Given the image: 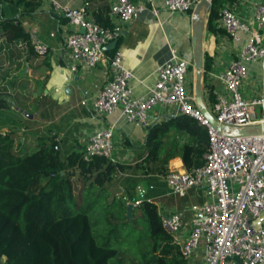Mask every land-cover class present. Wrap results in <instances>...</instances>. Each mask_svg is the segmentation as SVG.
Instances as JSON below:
<instances>
[{
    "label": "trees",
    "instance_id": "obj_1",
    "mask_svg": "<svg viewBox=\"0 0 264 264\" xmlns=\"http://www.w3.org/2000/svg\"><path fill=\"white\" fill-rule=\"evenodd\" d=\"M234 1L210 0L208 30L215 29L220 9ZM39 2L28 0L25 8L32 11ZM107 10L97 8L94 21L110 26ZM26 56L41 55L32 50L17 19L0 9V121L9 111L18 113L11 101L29 110L27 87L15 95L4 87L13 65ZM210 64L204 53L203 86ZM203 94L206 104L213 99L211 92ZM13 133L0 132V264H188L177 241L162 228L156 204L142 199L128 216L122 195L134 198L135 186L146 180L142 177L164 176L175 156L185 170L202 164L207 133L194 117L175 114L147 126L146 155L133 164L99 156L84 160L76 151L61 156L53 136L35 137L29 131L14 141Z\"/></svg>",
    "mask_w": 264,
    "mask_h": 264
},
{
    "label": "built area",
    "instance_id": "obj_2",
    "mask_svg": "<svg viewBox=\"0 0 264 264\" xmlns=\"http://www.w3.org/2000/svg\"><path fill=\"white\" fill-rule=\"evenodd\" d=\"M46 1L51 13L60 14L74 27L62 42L69 57L86 69L103 62L109 66L110 78L87 104L93 114L107 115L119 109L126 120L146 129L150 125L149 108L171 105L174 114H187L205 127L208 140L202 164L190 170L172 168L162 177L166 195L183 196L194 188L203 198L200 203L160 214L162 228L177 241L182 256L189 259L203 241L202 264H264V227L258 221L264 213V134L229 136L217 132L187 95L189 64L174 48H169L168 58L157 66V78L146 95H132L127 84L132 75L122 65L120 50L114 49L108 56L104 46L120 34L119 22L131 21L146 5L150 15L156 17L158 8L151 0H113L107 14L118 22L110 26L95 22L84 5L70 7L57 0ZM160 1L168 12L186 13L198 0ZM217 23L230 39L237 41L240 33H245L246 39L219 75L225 93L211 92L213 99L206 107L217 125L264 124V0L254 5L250 20L240 19L224 6ZM29 39L36 54H45L47 45L43 41L30 33ZM244 60H256L261 67L256 97L245 98L239 91L247 75ZM208 91L204 84L203 92ZM111 133V127L96 130L84 146L83 159L99 156L113 161ZM150 187L136 185L135 197L128 199L123 194L122 199L132 207L142 199L151 201L145 194Z\"/></svg>",
    "mask_w": 264,
    "mask_h": 264
},
{
    "label": "crops",
    "instance_id": "obj_3",
    "mask_svg": "<svg viewBox=\"0 0 264 264\" xmlns=\"http://www.w3.org/2000/svg\"><path fill=\"white\" fill-rule=\"evenodd\" d=\"M12 1L16 2L1 0L0 7L5 5V8H0L3 15L17 19L28 34H32L47 45V51L37 57L26 56L19 60V66L16 63L13 65L4 83L5 92L15 95L20 89L27 87L25 92L30 95V102L24 101V104L29 106V110L23 111L11 101L16 107L13 109L20 115L7 112V118L0 121V132L13 130L14 141H21L23 133L29 131H32L35 137L53 136L57 141V150L61 156H66L72 151L81 153L89 137L96 130L111 127L113 161L125 164L140 161L146 155L143 146L146 129L126 120L119 109L99 116L93 114L87 105L102 83L110 78L108 64L98 63L86 69L69 57L62 42L64 36L74 27L60 14L51 13L46 0H40L39 5L32 11L25 8L28 0ZM112 1L57 0L58 3L70 7L84 5L91 18L97 8L108 6ZM131 1L135 3L143 0ZM262 1L235 0L228 7L240 19L250 20L254 5ZM151 2L158 8L157 16L153 18L148 9L149 5H146L131 21L119 22L120 34L115 39L114 46L105 48L106 55L112 54L114 49L120 50L122 65L132 75L127 84L131 88L132 95L139 97L146 95L147 88L157 78V66L168 58L169 48H174L178 56L189 64L185 76V90L187 95H191L193 74L190 35L191 22L194 18L192 9L186 13L168 12L162 7L160 0H151ZM106 16L110 24L118 22L108 14ZM203 28L202 55L205 53L211 58L204 84L210 92L224 94L219 75L227 63L235 58L237 51L245 42L246 34L240 33L237 41L232 40L218 23L213 31L208 30L205 19ZM243 64L247 75L239 86L240 94L245 98L256 97L259 94L262 77L260 64L256 60H244ZM203 93L206 104V95ZM82 101H85V104ZM209 103L210 101L206 106ZM23 113L29 114L30 117L24 116ZM173 115H175L174 107L171 105L153 106L147 110L150 124ZM9 118L17 122L18 126L15 124L12 127ZM172 168H183L178 156L168 160L167 170ZM162 177L158 174L142 177L146 180L137 184L151 186L146 189L145 194L156 204L160 214L199 203L197 200H201V194L194 188L185 192L182 197L166 195ZM117 186L116 184L115 187ZM258 221L264 227V213L259 215ZM202 254L203 241L188 259V264H202Z\"/></svg>",
    "mask_w": 264,
    "mask_h": 264
},
{
    "label": "water",
    "instance_id": "obj_4",
    "mask_svg": "<svg viewBox=\"0 0 264 264\" xmlns=\"http://www.w3.org/2000/svg\"><path fill=\"white\" fill-rule=\"evenodd\" d=\"M210 0H198L192 9L193 20L191 22V35L190 44L192 50V74L193 79L191 82V100L200 112V114L214 127L217 132L229 136H248L254 134H264V124H252L247 126L232 127L226 125H217L211 114L209 113L204 100H203V77H202V33H203V20L205 19L206 11L209 7ZM115 40L107 43L104 48H111L114 46ZM13 108H16L13 102H10ZM20 112L21 110L18 109ZM24 116L30 117L29 114L23 113ZM126 214L129 216L132 205L127 204Z\"/></svg>",
    "mask_w": 264,
    "mask_h": 264
},
{
    "label": "rangeland",
    "instance_id": "obj_5",
    "mask_svg": "<svg viewBox=\"0 0 264 264\" xmlns=\"http://www.w3.org/2000/svg\"><path fill=\"white\" fill-rule=\"evenodd\" d=\"M190 94H191V92H190Z\"/></svg>",
    "mask_w": 264,
    "mask_h": 264
}]
</instances>
